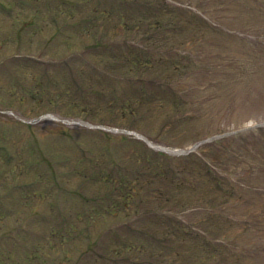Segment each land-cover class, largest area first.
I'll return each instance as SVG.
<instances>
[{
    "label": "rangeland",
    "instance_id": "rangeland-1",
    "mask_svg": "<svg viewBox=\"0 0 264 264\" xmlns=\"http://www.w3.org/2000/svg\"><path fill=\"white\" fill-rule=\"evenodd\" d=\"M169 215L174 264H264V0H0V264H171Z\"/></svg>",
    "mask_w": 264,
    "mask_h": 264
},
{
    "label": "trees",
    "instance_id": "trees-1",
    "mask_svg": "<svg viewBox=\"0 0 264 264\" xmlns=\"http://www.w3.org/2000/svg\"><path fill=\"white\" fill-rule=\"evenodd\" d=\"M124 1H126V0H124ZM136 2V1H135ZM126 8H125V10H126V13H124V14H122V19H123V21L125 22V23H130L131 25H135L136 27H138V26H140V25H144V27L145 28H149V29H146V31H147V33H149V32H152V34L153 33H159L160 35L162 34V33H160L155 27H157V25L158 24H160V22L162 21V18L161 17H157V15H158V12H155L154 13V17L152 18V20L150 21V23H149V20H150V18L149 19H147L145 16L143 17V15L141 14V13H137V14H135L134 13V7L132 6V5H134V3L132 2V5L128 2V3H126ZM154 5H157V4H155L154 3ZM160 5V4H159ZM158 5V6H159ZM163 7H168V5L166 4V5H164V4H161ZM160 7V6H159ZM106 13V16L108 15V13L107 12H105ZM175 15V14H174ZM176 16V15H175ZM136 21V24H134V22ZM143 21V22H142ZM148 21V22H147ZM153 21V22H152ZM157 30V31H156ZM160 31H164L163 29H160ZM126 56V55H125ZM126 60H127V63H132V64H134V65H136V61H137V59H135V60H132V59H130V58H126ZM137 62H139V61H137ZM149 64H152L151 62H149L146 66H148ZM150 66V65H149ZM176 66H178V65H176ZM146 91V90H145ZM140 92H143V94H144V91H140ZM142 94V95H143ZM145 95V94H144ZM138 103H140L141 104V101L140 102H138ZM219 141V140H218ZM218 141H216V143L218 142ZM171 165V164H170ZM128 171V173H124L123 175H122V177H115V176H112V175H104L103 176V179L105 178V179H107L109 182L111 181V183H112V185H113V188H115V186H116V188L118 187V185L119 184H122V187L120 188V199L122 200L121 202H122V204L123 205H127V207H129L130 208V210L131 211H134V208H136V211H140V205H141V200H139V203L135 206V203L132 201L135 197L133 196V191H134V188H135V184H134V182L136 183V182H138L137 180H135L134 178H136V179H141V177H137V176H139V174H141L142 172H138V174H137V172L136 173H134L135 172V170H133V169H128L127 170ZM169 171V170H168ZM171 177L169 178V176L166 174L167 172L165 171V168L164 167H160L159 168V166H158V168L156 169L155 168V170L154 171H152V173H150V176H148V178L146 179V180H148L149 181V183H151L152 184V187L154 188L153 189V195H155L156 197H161V195H163L162 193H163V191H164V189L165 188H163L162 187V184L161 183H163L165 186L166 185H168V183H172V177H173V175H174V173L175 172H177V171H172L171 170ZM205 172H209L208 170H204V173ZM131 173H134V174H131ZM179 174V173H178ZM215 174V173H214ZM217 175V174H216ZM218 176V178H217V180L215 181V183L217 184V186L218 185H220V186H223L222 184H221V179H222V177H221V175H217ZM168 182H165V180ZM130 180H133V183H131V181ZM174 181V180H173ZM175 181H177L176 183L174 182V184H171L172 185V187L171 188H168V190L170 191L171 189H176V188H178V187H180V186H182V181L181 180H175ZM109 182H107L108 184H109ZM129 183H131V184H129ZM156 184V186L154 187V185L153 184ZM170 185H168V187H169ZM63 186H61V188H62ZM141 187L143 188V186L141 185ZM218 189H220V188H218ZM113 191H110V193H114V189H112ZM111 197V196H110ZM117 197H114V196H112L109 200L110 201H113V199H116ZM153 198V197H152ZM100 204V207L102 206V204L101 203H99ZM112 204V203H111ZM111 204H109V205H107V206H104V207H102L103 208V213L105 212V211H107V212H111V210H113V211H115V212H117L118 210V208H117V206L113 209V206H111ZM113 205H117V204H113ZM86 207H88V206H86ZM100 207L99 206H97V204H93V205H91L90 206V208H89V210H87V209H85V211H82L81 213L82 214H89V212H90V210H93V213L95 212L94 211V209L96 210V208H97V210L99 211V209H100ZM127 207H125L124 209H126ZM97 211V212H98ZM79 213V212H78ZM91 215H92V213H90ZM168 217V219L166 218L165 219V217H163V219H164V225L166 224L167 225V228L169 229V232H167V234H165V235H168V236H166V238L169 240V243H170V245H172L170 248H169V250H167L166 251V253L168 252V254H170L169 256H167L168 254H166L165 256L163 255V256H161V259L162 260H164V259H166V256H167V258L169 259V257H170V259H169V263L171 262V264H174V263H176L178 260H179V258H178V256H180L179 255V253H180V248L178 249V247H181L180 246V241H182V240H184V239H186V238H190V239H192L191 241H193V243H195L196 241H197V239H200V238H202V237H204V236H202L201 234H199V233H193L192 232V230L191 231H189L190 229L189 228H187L183 223L184 222H182L181 221V219L180 218H178V217H176V216H174V215H169V216H167ZM162 219V220H163ZM71 228H73L72 226H71ZM74 229V228H73ZM140 231V230H139ZM141 232V231H140ZM191 232V233H190ZM51 234H54V232H51ZM184 234V238L182 237V235ZM61 235V234H60ZM63 239L65 238V237H62ZM171 240V241H170ZM123 241V239L121 240V242ZM178 243L177 245H173V244H175V243ZM124 245V244H123ZM123 245H122V247H123ZM124 247H134V245L132 244V242H128L127 244H125V246ZM215 252H213V254H214ZM181 254V253H180ZM217 254V253H216ZM171 257H177L178 259H173V258H171Z\"/></svg>",
    "mask_w": 264,
    "mask_h": 264
}]
</instances>
